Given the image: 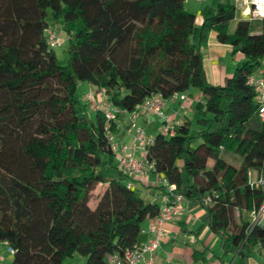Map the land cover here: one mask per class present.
Returning <instances> with one entry per match:
<instances>
[{
  "label": "trees",
  "instance_id": "16d2710c",
  "mask_svg": "<svg viewBox=\"0 0 264 264\" xmlns=\"http://www.w3.org/2000/svg\"><path fill=\"white\" fill-rule=\"evenodd\" d=\"M185 1L0 3V244L12 248L11 264H62L75 253L85 264H106L108 254L142 244L143 223L159 213L127 187L104 116L85 100L80 106L79 83L104 91L126 112L150 95L200 90L191 110L203 130L191 137L184 122L156 133L146 159L189 207L205 211L198 233L208 228L224 255L249 264L262 254L264 228H251L264 189L250 187L249 173L264 171V123L247 81L264 58V20L257 31L241 19L229 34L236 15L229 1L207 6L200 26ZM49 23L68 34L65 66L46 43ZM212 29L218 42L245 56L223 85L209 83L203 67L201 49Z\"/></svg>",
  "mask_w": 264,
  "mask_h": 264
},
{
  "label": "built area",
  "instance_id": "2783aa9c",
  "mask_svg": "<svg viewBox=\"0 0 264 264\" xmlns=\"http://www.w3.org/2000/svg\"><path fill=\"white\" fill-rule=\"evenodd\" d=\"M241 1L245 5L244 15L248 18L247 20H264V0ZM46 43L51 48L58 43V38L51 29L46 30ZM247 84L254 89L257 102L259 103V118L264 123V58L259 69L249 76ZM167 99L177 101L179 110L182 111L186 109L187 105L191 104L190 96L187 93H174ZM84 100L89 104L91 111H99L104 116V132L114 154L117 169L128 177L138 179H141L147 172H153V164L146 159L148 147L153 142V136L148 134L145 128L137 124V119L139 115L155 116L162 121V134L172 132L178 125H174L163 113L165 98L159 94L150 95L131 112L111 106L107 94L102 90L99 91L97 96L91 92L85 94ZM121 114L127 116L125 132L132 139V144L130 145L117 143L111 131V125L116 122ZM135 153H139L138 158L135 157ZM156 176L157 184L164 189V196L162 204L159 206L158 215L150 220L146 229L142 230V234L147 235L148 239L146 242L122 253L108 254L105 257L106 264H165L157 260V251L160 249L161 242L166 236L164 227L175 220L183 212L188 203L181 195L175 193V186L173 184H169L165 178L158 174ZM249 185L253 189H264V171L258 173L251 171L249 173ZM127 187L132 188L131 184H127ZM210 201L211 199L207 198L205 204H208ZM253 216L251 231L256 226L264 228V202L253 213ZM5 245L7 253L12 255V248L7 243ZM262 255L264 257V250L262 251Z\"/></svg>",
  "mask_w": 264,
  "mask_h": 264
},
{
  "label": "crops",
  "instance_id": "0c3cea01",
  "mask_svg": "<svg viewBox=\"0 0 264 264\" xmlns=\"http://www.w3.org/2000/svg\"><path fill=\"white\" fill-rule=\"evenodd\" d=\"M202 8L198 9L201 13ZM219 42L212 41L208 47H202V54H208V59L211 58L212 48L221 49ZM262 62V61H261ZM218 74L223 78L222 69L219 68ZM231 76L224 77L222 82H218L216 76L209 79L211 84L223 85L229 83ZM219 78V77H218ZM216 80V81H215ZM99 91L94 92L97 96ZM194 104L187 105L184 113L179 110L178 102L165 99L163 113L167 116L174 125H180L184 122H189L186 114L191 111ZM193 114V113H192ZM137 124L147 131L150 135H155L161 132L162 121L155 116L139 115ZM127 127V116L121 114L115 122L114 133L115 141L120 144H132V139L125 132ZM135 157H139V153H135ZM127 184H131L132 188L139 192L141 197L147 202L160 206L163 201L164 190L157 184V176L155 173L147 172L141 179L130 177ZM205 211L198 207H185L183 212L172 222L165 225L164 230L166 236L161 242V247L157 251V260L165 264H237L238 258L233 255H224L218 238L209 229L203 230L201 233V221ZM150 220L145 221L142 225V230L146 229ZM146 242L147 235H144ZM8 254L5 243L0 244V263L3 256ZM9 255V254H8ZM258 260L250 259L249 264H264V257L260 253ZM10 259H12L11 255Z\"/></svg>",
  "mask_w": 264,
  "mask_h": 264
},
{
  "label": "rangeland",
  "instance_id": "374dc122",
  "mask_svg": "<svg viewBox=\"0 0 264 264\" xmlns=\"http://www.w3.org/2000/svg\"><path fill=\"white\" fill-rule=\"evenodd\" d=\"M3 0H0V3ZM220 3H227L228 1L236 7V15L235 19L230 22L229 24V29L228 33L232 34L236 28L237 23L241 19H248L244 15V9L245 5L242 3L241 0H218ZM214 0H186L184 4V9L190 13H193L196 15V25L200 26L202 24V17L201 14L198 13V9L202 8L201 12L207 7L212 5ZM252 29L254 30H260L262 27V23L260 21H250ZM49 29L53 31L55 36L58 38V43L52 48L57 62L61 66H65L68 61V46H69V41L67 40V33L62 29L61 24L59 23H49ZM215 41L218 42L217 40V32L215 29H212L208 33V41L206 44H204L202 47H208V44L210 42ZM221 46V49L217 50L215 48H212L211 53L212 56L211 58H207L208 54H203V67L204 71L207 77V81L210 83L209 79H212L213 76H216V79L218 82H222L224 77L226 76H232L233 73L235 72L236 67L243 63L245 61V56L241 52H235L233 49V46L230 44H222L219 42L218 44ZM222 69L223 73V78H220V74H218V69ZM219 77V78H218ZM216 81V80H215ZM95 87H92L86 83H79L77 86L76 90V97L80 103L81 107L85 106V101H84V96L85 94L91 92L94 94V92H97ZM187 94L190 96L191 103L192 104H197L198 102H201L202 96L200 90H198L196 87H191L189 88V91ZM87 113L91 114L89 111V108H86ZM184 113V111H182ZM92 115V114H91ZM186 117L189 121V134L191 137L196 136L198 133H200L203 130V126L198 123V116H195L192 114L191 111H188L186 114ZM177 164L181 166V162L178 161ZM160 186V185H159ZM102 190V186H97L96 189H94L91 192V196L89 199L88 205L93 208L96 204V198L95 195L99 191ZM260 258L259 253L256 251L252 257L251 262H254L253 260H258ZM3 261L0 264H11V259L8 254H5L3 256ZM86 258L78 253H75L72 257L66 258L62 264H85Z\"/></svg>",
  "mask_w": 264,
  "mask_h": 264
}]
</instances>
